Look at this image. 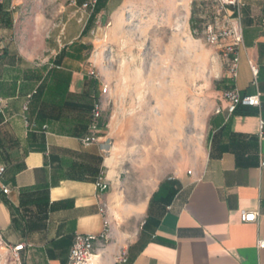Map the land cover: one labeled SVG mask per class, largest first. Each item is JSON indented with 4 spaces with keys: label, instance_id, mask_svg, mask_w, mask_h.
Returning a JSON list of instances; mask_svg holds the SVG:
<instances>
[{
    "label": "crops",
    "instance_id": "1",
    "mask_svg": "<svg viewBox=\"0 0 264 264\" xmlns=\"http://www.w3.org/2000/svg\"><path fill=\"white\" fill-rule=\"evenodd\" d=\"M242 1L238 78L223 70L217 79L202 157L131 185L107 125L89 147L81 142L104 86L84 68L82 31L45 56L46 42L16 36L14 0H0V264H17L10 249L20 244L22 264H67L75 235H100L105 223L108 241L89 264H264V0ZM194 2L176 0L172 20L191 38ZM62 49L68 56L57 64ZM232 87L260 93V106L229 114L223 92ZM249 212L257 222L242 221Z\"/></svg>",
    "mask_w": 264,
    "mask_h": 264
},
{
    "label": "rangeland",
    "instance_id": "2",
    "mask_svg": "<svg viewBox=\"0 0 264 264\" xmlns=\"http://www.w3.org/2000/svg\"><path fill=\"white\" fill-rule=\"evenodd\" d=\"M175 1L106 0L79 39L87 48L84 68L97 75L90 79L108 87L100 102L109 143L131 185L148 175L169 177L200 160L218 101L217 79L226 70L220 50L205 42L213 5L191 38L186 23L172 27ZM77 2L14 0L16 36L46 42L45 56L61 49L92 13Z\"/></svg>",
    "mask_w": 264,
    "mask_h": 264
},
{
    "label": "built area",
    "instance_id": "3",
    "mask_svg": "<svg viewBox=\"0 0 264 264\" xmlns=\"http://www.w3.org/2000/svg\"><path fill=\"white\" fill-rule=\"evenodd\" d=\"M212 6V19L204 28L205 42L209 46H216L220 52L222 60L225 63L227 76L232 80L238 77L239 68V51L243 46V29H241L242 10L245 6L242 0H199ZM209 8V6H208ZM208 10V9H207ZM252 75L255 79L258 78V68L254 64H250ZM90 76L97 79L94 72ZM108 92V87L104 86L102 94ZM223 100L227 104L229 114L235 113L239 106L259 107L261 104V94L242 96L235 87L223 92ZM0 99V105H1ZM104 112L102 111L100 100H94L92 108V119L89 125V135L81 140L85 146H90L98 140V134L105 129L100 127V122L103 119ZM4 172L0 168V177ZM108 184L101 178L97 184L100 193L107 192ZM5 194H10L8 189H3ZM105 213V210H101ZM244 223L257 222L258 213L249 212L241 215ZM73 246L70 250V257L67 264H89L94 257L95 246L98 242L108 241V224L105 223V229L100 235H82L77 234L74 237ZM258 249L264 250V240L258 242ZM24 244H20L11 248L10 251L17 264L21 263L19 253L25 249Z\"/></svg>",
    "mask_w": 264,
    "mask_h": 264
},
{
    "label": "trees",
    "instance_id": "4",
    "mask_svg": "<svg viewBox=\"0 0 264 264\" xmlns=\"http://www.w3.org/2000/svg\"><path fill=\"white\" fill-rule=\"evenodd\" d=\"M86 1L87 0H78V2H77V3H79L80 6H91V11H92L91 15L89 16L88 21L86 22V25H85L83 31L81 33L82 35H85L87 33V31L90 29L89 23L91 21H93L94 17L97 14H99L106 6V0H94V3L91 5H89ZM207 8H208V6L205 3H201V2L199 3V0H196L193 4L190 27H191V31L193 32L194 37H196L197 31L200 30L198 28V22L202 23L203 21H205L207 19L206 18L207 14H209ZM82 49L86 51L87 48L85 46H83ZM78 53H80V52H78ZM78 53L76 52L75 54L70 55V57H72V56L77 57ZM66 56H68V53H66V51L62 49L60 54L57 56L55 63L60 64ZM91 119H92V115H91ZM91 119H90L89 125L91 123ZM100 127L103 129H105V127H106V122L104 121V116L100 122ZM100 134H98L97 136L99 137Z\"/></svg>",
    "mask_w": 264,
    "mask_h": 264
}]
</instances>
